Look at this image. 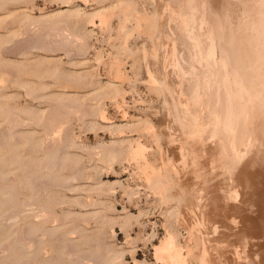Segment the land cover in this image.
Instances as JSON below:
<instances>
[{"label":"rangeland","instance_id":"obj_1","mask_svg":"<svg viewBox=\"0 0 264 264\" xmlns=\"http://www.w3.org/2000/svg\"><path fill=\"white\" fill-rule=\"evenodd\" d=\"M68 1L0 0V264H264V0Z\"/></svg>","mask_w":264,"mask_h":264},{"label":"bare ground","instance_id":"obj_2","mask_svg":"<svg viewBox=\"0 0 264 264\" xmlns=\"http://www.w3.org/2000/svg\"><path fill=\"white\" fill-rule=\"evenodd\" d=\"M67 1H68V0H67ZM69 1H70V0H69ZM69 1H68V2H69ZM180 2H181V1H180ZM259 2H261V1H259ZM246 3H247V2H246ZM207 4H208V3H207ZM185 5H186V4H185ZM198 5H199V4H198ZM246 5H247V4H246ZM186 6H187V5H186ZM204 6H205V5H204ZM66 7H67V5H66ZM103 8H104V7H100V8L95 9V10L93 11L92 15H96V14L98 15V14H99L100 16H102ZM168 8H169V6H168ZM170 8H171V7H170ZM207 8H208V7H207ZM260 8H261V7H260ZM180 9H181V8H180ZM188 9H189V8H188ZM197 9H198V8H197ZM204 10H205V9H204ZM246 10H247V9H246ZM72 11H78V8H77V9H73V7L68 6V8H66V9H65V8L60 9L59 13L72 12ZM201 11H202V10H201ZM174 12H175V11H174ZM185 12H186V11H185ZM190 12H191V11H190ZM190 12H189V13H190ZM207 12H208V11H207ZM209 13H210V12H209ZM198 14H199V13H198ZM182 15H183V14H182ZM187 15H189V14H187ZM193 15H194V14H193ZM189 16H190V15H189ZM191 16H192V15H191ZM208 16H209V15H208ZM192 17H193V16H192ZM194 17H195V16H194ZM241 17H242V16H241ZM71 18H72V17H71ZM173 18H174V17H173ZM185 18H187V17H185ZM197 18H198V16H197ZM46 19H47V18H46ZM182 19H183V17H182ZM182 19H181V20H182ZM191 19H192V18H191ZM193 19H194V18H193ZM241 19H243V18H241ZM246 19H247V18H246ZM184 20H185V19H184ZM172 21H173V20H172ZM182 21H183V20H182ZM225 21H226V20H225ZM225 21H224V22H225ZM185 22H186V21H185ZM185 22H184V23H185ZM187 22H188V20H187ZM190 22H191V21H190ZM202 22H203V21H202ZM219 22H221V21L219 20ZM191 23H192V22H191ZM194 23H195V22H194ZM226 23H227V22H226ZM259 23H260V22H259ZM181 24H182V23H181ZM186 24H188V23H186ZM186 24H185L184 26H186ZM219 24H220V23H219ZM224 24H225V23H224ZM224 24H223V25H224ZM245 24H246V23H245ZM245 24H244V25H245ZM253 24H254V22H253ZM256 24H257V23H256ZM190 25H193V24H190ZM202 25H204V24H202ZM240 25H241V24H240ZM181 26H182V25H181ZM187 26H188V25H187ZM199 26H200V25H199ZM260 26H261V25H260ZM189 27L192 28V26H189ZM193 27H194V25H193ZM219 27H220V26H219ZM258 27H259V26H258ZM197 28H198V27H197ZM215 28H216V27H215ZM245 28H246V27H245ZM248 28H249V27H248ZM178 29H179V28H178ZM188 29H189V28H188ZM202 29H203V28H202ZM256 29H257V28H256ZM258 29H259V28H258ZM261 29H262V28H261ZM263 29H264V28H263ZM186 30H187V29H186ZM203 30H204V29H203ZM210 30H211V29H210ZM249 30H250V29H249ZM190 31H191V30H189V32H190ZM193 31H194V30H193ZM244 31H245V30H244ZM257 31H258V30H257ZM198 32H199V31H198ZM203 32H205V31H203ZM248 32H249V31H248ZM261 32H262V31H261ZM72 33H73V32H72ZM74 33H75V32H74ZM219 33H220V32H219ZM240 33H241V32H240ZM184 34H185V33H184ZM187 34H188V33H187ZM197 34H198V33H197ZM228 34H229V33H228ZM247 34H248V33H247ZM261 34H262V33H261ZM192 35H193V34H192ZM204 35H205V34H204ZM184 36H185V35H184ZM198 36H199V35H198ZM208 36H209V35H208ZM229 36H230V35H229ZM248 36H249V35H248ZM248 36H247V37H248ZM252 36H253V35H252ZM245 37H246V35H245ZM83 38H84V36H83ZM83 38H82V39H83ZM193 38H194V37H193ZM261 38H262V36H261ZM220 39H221V38H220ZM220 39H218V41H220ZM244 39H245V38H244ZM249 39H250V38H249ZM249 39H248V40H249ZM263 39H264V38H263ZM196 40H197V39H196ZM196 40H195V41H196ZM216 40H217V39H216ZM259 40H260V39H259ZM246 41H247V40H246ZM172 42H173V41H172ZM209 42H210V40H209ZM221 42H223V41L221 40ZM254 42H255V41H254ZM261 42H262V41H261ZM261 42H260V43H261ZM85 43H86V42H85ZM212 43H213V42H212ZM227 43H228V42H227ZM251 43H253V41H252ZM186 44H187V43H186ZM194 45H195V44H194ZM208 45H209V44H208ZM245 45H246V44H245ZM212 46H213V45H212ZM220 46H222V45L220 44ZM203 47H204V46H203ZM258 47H259V46H258ZM260 47H261V46H260ZM260 47H259V48H260ZM262 47H263V46H262ZM207 48H208V47H207ZM213 48H214V47H213ZM256 48H257V47H256ZM215 49H216V48H215ZM261 49H263V48H261ZM194 50H195V49H194ZM219 50H220V49H219ZM219 50H218V52H221V51H222V50H220V51H219ZM225 50H226V49H225ZM165 51H166V50H165ZM257 51H258V50H257ZM181 52H182V51H181ZM207 52H208V51H207ZM223 52H224V51H223ZM260 52H261V51H260ZM165 53H166V52H165ZM234 53H235V52H234ZM170 54H171V53H170ZM200 54H201V53H200ZM213 54H214V53H213ZM215 54H217V53H215ZM220 54H221V53H220ZM225 54H226V53H225ZM256 54H258V53L256 52ZM214 56H215V55H214ZM220 56H221V55H220ZM261 56H262V55H261ZM263 56H264V55H263ZM176 57H177V56H176ZM198 57H199V56H198ZM205 57H206V56H205ZM215 57H216V56H215ZM224 57H226V59H227V56H226V55H225ZM224 57H223V58H224ZM238 57H239V56H238ZM250 58H251V57H250ZM258 58H259V57H258ZM202 59H203V58H202ZM224 59H225V58H224ZM242 59H243V58H242ZM259 59H261V58H259ZM213 60H214V59H213ZM240 60H241V59H240ZM173 61H174V60H173ZM223 61H224V60H223ZM228 61H229V60H228ZM261 61H262V60H261ZM263 61H264V60H263ZM208 62H209V61H208ZM213 62H214V61H213ZM218 62H219V61H218ZM220 62H221V61H220ZM256 62H258V61H256ZM177 63H178V62H177ZM224 63H225V62H224ZM211 64H212V63H211ZM211 64H210V65H211ZM226 64H227V63H226ZM254 64H255V62H254ZM257 64H258V63H257ZM227 66H228V65H227ZM229 66H230V65H229ZM249 66H250V65H249ZM254 66H255V65H254ZM260 66H261V65H260ZM210 67H211V66H210ZM257 67H258V66H257ZM180 68H181V67H180ZM205 68H206V67H205ZM223 68H224V67H223ZM227 68H228V67H227ZM227 68H226V69H227ZM255 68H256V67H255ZM1 69H2V68H1ZM217 69H219V67H218ZM226 69H225V70H226ZM243 69H244V68H243ZM187 70H188V69H187ZM230 70H231V69H230ZM181 71H182V70H181ZM206 71H207V70H206ZM215 71H216V70H215ZM232 71H233V70H232ZM232 71H231V72H232ZM249 71H250V70H249ZM182 72H183V71H182ZM197 72H198V71H197ZM228 72H229V71H228ZM228 72H227V73H228ZM235 72H236V71H235ZM251 72H252V71H251ZM201 73H202V72H201ZM222 73H223V72H222ZM227 73H226V75H227ZM232 73H234V72H232ZM238 73H239V72H238ZM248 73H249V72H248ZM242 74H243V73H242ZM186 75H187V74H186ZM228 75H229V73H228ZM239 75L241 76V74H239ZM150 76H151V75H150ZM188 76H189V75H188ZM219 76H220V75H219ZM233 76H234V74H233ZM225 77H226V76H225ZM215 78H216V77H215ZM227 78H228V77H227ZM234 78H235V77H234ZM238 78H239V77H238ZM252 78H253V77H252ZM252 78H251V80H252ZM254 78H255V77H254ZM258 78H259V77H258ZM239 79L241 80V78H239ZM249 79H250V78H249ZM255 79H256V78H255ZM153 80H154V79H153ZM155 80H156V79H155ZM229 80H230V79H228V81H229ZM236 80H237V79H236ZM257 80H258V79H257ZM242 81H243V80H242ZM263 81H264V80H263ZM248 82H249V81H248ZM252 82H253V81H252ZM255 82H256V81H255ZM188 84H189V83H188ZM202 84H203V83H202ZM243 84H245V83L243 82ZM247 84H248V83H247ZM252 84H253V83H252ZM181 85H182V84H181ZM240 85H241V83H240ZM116 86H117V85H114V87H116ZM225 86H226V85H225ZM228 86H229V85H228ZM231 86H233V85H231ZM234 86H235V84H234ZM247 86H248V85H247ZM250 86H251V82H250ZM258 86H259V85H258ZM199 87H200V86H199ZM235 87H236V86H235ZM248 87H249V86H248ZM261 87H262V86H261ZM261 87H260V88H261ZM196 88H197V87H196ZM238 88H240V87L238 86ZM252 88H254V87H252ZM256 88H257V87H256ZM260 88H259V89H260ZM190 89H191V88H190ZM254 89H255V88H254ZM262 89H264V88H262ZM224 90H225V89H224ZM238 90H239V89H238ZM251 90H252V89H251ZM257 90H258V89H257ZM260 90H261V89H260ZM197 91H198V90H197ZM219 91H220V90H219ZM225 91H226V93H227V90H225ZM236 92H237V91H236ZM238 92H239V91H238ZM244 92H245V91H244ZM255 92H256V91H255ZM255 92H254V93H255ZM194 93H195V92H194ZM226 93H225V95H224L225 97H226V95H227ZM246 93H247V92H246ZM249 93H250V92H249ZM260 93H261V92H260ZM197 94H198V93H197ZM199 94H200V93H199ZM244 94H245V93H244ZM250 94H252V93H250ZM255 94H256V93H255ZM255 94H254V95H255ZM195 95H196V94H195ZM245 95H246V94H245ZM260 95H261V94H260ZM260 95H258V96H260ZM193 96H194V95H193ZM196 96H197V95H196ZM203 96H204V95H203ZM255 96L258 97L257 95H255ZM263 96H264V95H263ZM263 96H262V97H263ZM246 97H247V96H246ZM196 98H197V97H196ZM237 98H238V97H237ZM237 98H235V101H238V102H239V99L237 100ZM219 99H220V98H219ZM241 99H242V98H241ZM245 99H246V98H245ZM248 99H249V98H248ZM248 99L246 100V102L248 101ZM259 99H260V98H259ZM261 99H262V98H261ZM179 100H180V99H179ZM224 100H226V99H224ZM251 100H252V99H251ZM257 100H258V99H257ZM262 100H263V99H262ZM207 101H208V100H207ZM232 101H233V100H232ZM259 101H260V100H259ZM177 102H178V101H177ZM195 102H196V101H195ZM238 102H235V104L237 105ZM243 102H245V101L243 100ZM243 102H242V103H243ZM197 103H198V102H197ZM205 103H206V102H205ZM224 103H225V102H224ZM226 103H228V102H226ZM229 103H230V102H229ZM249 103H250V102H249ZM232 104H233V103H232ZM235 104H234V105H235ZM258 104H260V103H258ZM225 105H226V104H225ZM225 105H224V108H225ZM245 105H246V104H245ZM252 106H253V104H252ZM254 106H255V105H254ZM259 106H261V105H259ZM68 107H69V106H68ZM226 107H227V106H226ZM232 107H233V105L231 106V109H234V108H232ZM235 107L238 108V106H235ZM237 108H236V109H237ZM248 108H249V106H248ZM257 108H258V107H257ZM1 109H2V108H1ZM218 109H219V108H218ZM225 109H226V108H225ZM227 109H228V108H227ZM227 109H226V110H227ZM236 109H235V110H236ZM259 109H260V108H259ZM263 109H264V108H263ZM240 110H241V109H239V111H240ZM242 110H243V109H242ZM245 110H246V109H245ZM248 110H250V109H247V111H245V113H247ZM9 111H11V110L9 109L8 112H9ZM206 111H208V110H206ZM212 111H213V110H212ZM219 111H220V110H219ZM228 111H229V110H228ZM188 112H189V111H188ZM220 112H221V111H220ZM225 112H226V111H225ZM3 113H4V111H3ZM16 113H18V112H16ZM192 113H193V112H192ZM208 113H209V112H208ZM213 113H214V112H213ZM227 113H228V112H227ZM239 113H240V112H239ZM239 113H238V115H239ZM10 114H11V113H10ZM19 114H20V113H19ZM223 114H224V113H223ZM223 114H221V115H223ZM242 114H243V113H242ZM182 115H183V114H182ZM186 115H187V114H186ZM192 115H193V114H192ZM215 115H216V113H215ZM13 116H14V115H13ZM189 116H190V115H189ZM208 116H209V115H208ZM229 116H230V114H229ZM6 117H7V116H6ZM9 117H10V115H9ZM17 117H18V116H16V118H14V119H17ZM212 117H214V115H213ZM231 117H232V116H231ZM240 117H241V116H240ZM7 118H8V117H7ZM20 118H21V117H20ZM23 118H24V116H23ZM183 118H184V117H183ZM233 118H234V117H233ZM12 119H13V117H12ZM14 119H13V120H14ZM26 119H27V118H26ZM59 119H60V118H59ZM189 119H190V118H189ZM215 119H216V118H215ZM222 119H224V118H222ZM225 119H226V117H225ZM230 119H231V118H230ZM240 119H241V118H240ZM240 119H239V120H240ZM7 120H8V119H7ZM10 120H11V119H10ZM191 120H192V119H191ZM193 120H194V119H193ZM8 121H9V120H8ZM24 121H25V120H24ZM24 121H23V123H24ZM201 121H202V120H201ZM215 121H216V120H215ZM15 122H16V121H15ZM59 122H60V121H59ZM181 122H182V121H181ZM187 122H188V121H187ZM196 122H197V121H196ZM213 122H214V121H213ZM230 122H231V121H230ZM10 123H12V122L10 121ZM190 123H191V122H190ZM194 123H195V122H194ZM224 123H225V122H224ZM18 124H19V123H18ZM113 124H114V123H113ZM214 124H215V123H214ZM214 124H213V125H214ZM220 124H221V123H220ZM238 124H239V123H238ZM13 125H14V124H13ZM137 125H138V124H137ZM143 125H144V124H143ZM146 125H147V123H146ZM216 125H217V124H215V126H214V129H215V130H216ZM225 125H226V124H225ZM241 125H242V123H241ZM58 126H59V125H58ZM192 126H193V125H192ZM198 126H199V125H198ZM218 126H219V125H218ZM220 126H221V125H220ZM222 126H223V125H222ZM14 127H15V126H14ZM14 127H13V128H14ZM17 127H18V126H17ZM19 127H20V126H19ZM203 127H204V126H203ZM212 127H213V126H212ZM54 128H55V127H54ZM192 128H193V127H192ZM194 128H195V127H194ZM197 128H198V127H197ZM218 128H219V127H217V130H218ZM224 128H225V127H224ZM237 128H238V127H237ZM242 128H244V127H242ZM247 128H248V127H247ZM220 129H221V128H220ZM240 129H241V128H240ZM13 130H14V129H13ZM223 130H224V129H223ZM9 131H10V130H9ZM120 131H121V130H120ZM204 131H206V130H204ZM245 131H246V128H245ZM245 131H244V132H245ZM11 132H13V131H11ZM220 132H221V131H220ZM225 132H226V130H225ZM225 132H224V133H225ZM238 132H239V131H238ZM238 132H237V133H238ZM214 133H215V132H214ZM216 133H217V132H216ZM216 133H215V135H216ZM224 133H222V135H224ZM241 133H242V132H241ZM217 134H219V133H217ZM3 135H4V134H3ZM228 135H229V134H228ZM11 136L14 137V135H11ZM224 136H226V133H225ZM227 137H228V136H226V138H227ZM132 138H133V137H132ZM223 138H224V137H223ZM55 139H56V138H55ZM11 140H12V139H11ZM128 140H129V139H128ZM0 141H1V140H0ZM129 141H130V140H129ZM226 141H227V140H226ZM53 142H54V141H53ZM227 142H228V141H227ZM1 143H2V142H1ZM1 143H0V144H1ZM57 143H58V142H57ZM62 143H63V142H62ZM71 143H72V142H71ZM133 143H134V142H133ZM197 143H198V142H197ZM225 143H226V142L223 143V146H224ZM58 144H60V143H58ZM63 144H64V143H63ZM228 145H229V143H228ZM52 146H54V145H52ZM62 146H63V145H62ZM62 146H61V147H62ZM130 146H131V145H130ZM229 146H230V145H229ZM44 147H45V146H44ZM56 147H57V146H55V148H56ZM224 147H227V146H224ZM58 148H59V147H58ZM52 149H53V148H52ZM52 149L49 151V152H51V154L54 153V152L52 153ZM132 149H133V148H132ZM222 149H223V148H222ZM230 149H231V148H230ZM230 149H227V150H229V152H230ZM53 150H55V149H53ZM56 150H57V148H56ZM224 150H225V149H224ZM44 151H45V150H44ZM58 151L60 152V150H58ZM61 151H62V150H61ZM114 151H115V150H114ZM246 151H247V150H246ZM49 152H48V153H49ZM110 152H111V151H110ZM137 153H138V152H137ZM227 153H228V152H227ZM230 153H231V152H230ZM49 154H50V153H49ZM51 154H50V155H51ZM111 154H113V153H111ZM114 154H115V153H114ZM46 155H47V154H46ZM57 155H58V154H56V156H57ZM230 155H231V154H230ZM53 156H54V155H53ZM228 156H229V155H228ZM46 157L48 158V156H46ZM54 157H55V156H54ZM230 157H231V156H229V158H230ZM49 158L52 159V156L49 157ZM55 158H56V157H55ZM55 158H53V159H55ZM57 158H58V157H57ZM57 158H56V159H57ZM119 158H120V157H119ZM5 159H6V158H5ZM51 159H48V160H51ZM48 160H47V161H48ZM47 161H46V162H47ZM53 161H54V160H53ZM58 161H59V160H58ZM110 161H111V160H110ZM54 162H55V161H54ZM228 162H229V161H228ZM262 162H263V161H262ZM42 163H43V162H42ZM44 163H45V161H44ZM47 163H48V162H47ZM49 163H50V161H49ZM55 163H57V162H55ZM55 163H54V164H55ZM45 164H46V163H45ZM57 164H58V163H57ZM48 165H50V164H48ZM43 166H44V165H43ZM43 166H42V167H43ZM50 166H51V165H50ZM40 167H41V166H40ZM40 167H39V168H40ZM44 167H45V166H44ZM49 168H50V167H49ZM66 168H68V166H66ZM52 169H53V168H52ZM52 169H51V170H52ZM40 170H41V169H40ZM42 170H43V169H42ZM53 170H54V169H53ZM48 171H49V169H48ZM27 172H28V171H27ZM19 173H20V172H19ZM34 174H35V173H34ZM164 175H165V174H164ZM76 176H77V175H76ZM10 177H11V176H10ZM5 178H6V177H5ZM35 178H36V177H35ZM69 178H70V177H69ZM71 178H72V177H71ZM75 178H76V177H75ZM7 179H8V178H7ZM31 179H33V178H31ZM76 179H77V178H76ZM158 179H160V178H158ZM161 179H162V178H161ZM8 180H10V179H8ZM8 180H6V181H8ZM65 180H66V179H65ZM68 180H69V179L67 178V181H68ZM78 180H79V179H78ZM167 180H168V179H167ZM1 181H3L2 178H1ZM1 181H0V187H3V184H4V186H5V185L7 186V184L4 183V182H5V179H4V182H1ZM14 181H15V180H14ZM28 181H29V180H28ZM28 181H27V182H28ZM32 181L35 182L36 180L34 179V180H32ZM42 181H44V180H42ZM70 181H71V180H70ZM155 181H156V180H155ZM161 181H163V179H162ZM11 182H12V181H11ZM157 182H158V181H157ZM166 182H167V181H166ZM169 182H170V181H169ZM2 183H3V184H2ZM28 183H29V182H28ZM32 183H33V182H32ZM32 183H31V181H30V184H32ZM37 183H38V182L36 181V183H35L36 186H38ZM45 183H46V182H45ZM65 183H66V181H65ZM70 183H71V182H70ZM154 183H155V182H154ZM15 184H16V183H15ZM38 184H40V182H39ZM46 184H47V183H46ZM48 184H49V183H48ZM161 184H162V182H161ZM161 184H159V186H160ZM28 185H29V184H28ZM49 185H50V184H49ZM97 185H98V184H97ZM157 185H158V184H157ZM8 186H9V185H8ZM32 186H33L32 191L34 190V192H32L33 195H29V196H31V197H30V199H27V200L25 201L26 203H25L24 205H27V206H28L29 203L32 202V204H33V202H35V201L37 202V201H39V199L42 198V196H41V198H40V196H39V193H40L39 190H40V189H39V190H38V189H35V188H34V186H35L34 184H32V185L30 186V188H31ZM36 186H35V187H36ZM39 186H40V185H39ZM39 186H38V187H39ZM63 186L65 187V185H63ZM67 186H68V185H67ZM70 186H71V185H70ZM162 186H163V185H162ZM162 186H161V187H162ZM165 186H166V185H165ZM11 187H12V186H11ZM3 188H4V187H3ZM3 188H0V192H1V190H2ZM5 188H6V187H5ZM5 188H4V189H5ZM159 188H160V187H159ZM12 190H13V189H12ZM70 190H71V189H70ZM81 191H82V190H81ZM167 191H168V190H167ZM236 192H237V190H236ZM8 193H9V192H8ZM13 193L15 194L14 191H13ZM17 193H18V192H17ZM17 193H16V194H17ZM10 194H11V196L14 195V194H12V192H10ZM10 194H9V195H10ZM16 194H15V195H16ZM49 194H51V193H49ZM53 194H54V193H53ZM236 194H237V193H236ZM236 194H235V195H236ZM5 195H7V194H5ZM19 195H20V194H19ZM46 196H47V195H46ZM48 196H49V195H48ZM65 196H66V195H65ZM237 196H238V195H237ZM14 197H15V196H14ZM14 197L12 196V198H14ZM50 197H51V196H50ZM52 197H53V196H52ZM4 198H5V197H4ZM236 198H238V197H236ZM16 199H17V198H16ZM74 199H75V198H74ZM16 201H17V200H16ZM40 201H41V200H40ZM42 201H43V200H42ZM68 201H69V200H68ZM36 202H35V204H38V203H36ZM52 202H53V201H52ZM76 202H77V201H76ZM78 202H79V201H78ZM78 202H77V203H78ZM23 203H24V202H23ZM23 203H22V204H23ZM77 203H76V204H77ZM40 204H41V203H39V205H40ZM47 204H48V203H47ZM45 205H46V203H45ZM45 205H44V206H45ZM61 205H62V204H61ZM41 206H42V205H41ZM41 206H40V207H41ZM7 207H8V205H7ZM23 207H25V206H23ZM28 207H29V206H28ZM43 209H44V208H43ZM34 210H35V209H34ZM29 211H30V209H29ZM31 211H33V210H31ZM46 211H47V210H46ZM48 212H49V211H48ZM28 213H29V212H28ZM35 213H36V212H35ZM22 214H24V213H22ZM30 214H31V213H30ZM33 214H34V212H33ZM51 214H52V213H51ZM91 214H92V213H91ZM42 215H45V213H43ZM49 215H50V214H49ZM4 216H6V215L4 214ZM18 216H19V215H18ZM28 216H29V214H28ZM37 216H38V215H37ZM39 216H40V215H39ZM39 216H38V217H39ZM47 216H48V214H47ZM58 216H59V215H58ZM126 216H127V215H126ZM44 217L47 218L46 215H45ZM59 217H61V216H59ZM127 217H128V216H127ZM14 218H15V217H14ZM36 218H37V217H36ZM41 218H42V217H41ZM48 218H49L50 220L52 219V217L50 218L49 216H48ZM48 218H47L46 220H48ZM71 218H72V217H71ZM128 218H129V217H128ZM128 218H126V221H127ZM60 219H61V218H60ZM73 219H74V218H73ZM124 219H125V218H124ZM129 219H131V217H130ZM38 220H39V219H38ZM52 220H53V219H52ZM57 221H58V217H57ZM84 221H85V220H84ZM126 221H125V223H126ZM15 222H16V221H15ZM39 222H40V221H39ZM43 222H44V221H43ZM46 222H47V221H46ZM105 222H106V221H105ZM128 222H129V221H128ZM18 223H19V222H18ZM18 223H17V225H18ZM40 223H41V222H40ZM49 224H50V222H49ZM126 224H127V223H126ZM17 225H16V226H17ZM44 225H46V224H44ZM124 225H125V224H124ZM2 226H3V225H2ZM58 226H60V225H58ZM5 227H6V226H5ZM17 227H18V226H17ZM69 227H70V226H69ZM69 227H68V228H69ZM24 228H25V227H24ZM26 228H27V227H26ZM75 228L78 229L79 227H75ZM13 229H14V228H12V230H13ZM37 229H38V228H37ZM37 229L32 228V230L30 231L31 234H32V236H31V237H32V239H31L32 241H30L29 243L26 242L27 245H28V244L30 245V243H33V244H36V245H37L39 242L42 243V244H43V243L45 244L44 241L41 242L42 238H39V235H38V233L36 232ZM54 229H55V228H54ZM12 230H11V231H12ZM25 230H26V229H25ZM27 230H30V228L27 229ZM47 230H48V229H47ZM51 230H52V228H51ZM65 230H66V229H64V232L66 233ZM75 230H76V229H75ZM13 231H14V230H13ZM15 231H16V230H15ZM23 231H24V230H23ZM41 231H42V230H41ZM52 231H53V230H52ZM67 231H68V229H67ZM72 231H73V229L71 230V233H72ZM30 232H29V233H30ZM73 232H74V231H73ZM75 232H76V231H75ZM77 232H78V230H77ZM77 232H76V233H77ZM79 232H80V230H79ZM81 232H82V231H81ZM81 232H80V233H81ZM83 232H84V231H83ZM83 232H82V234H83ZM27 233H28V232H27ZM48 233H49V232H48ZM57 233H58V232H57ZM67 233H68V232H67ZM170 233H171V232H170ZM172 233H173V232H172ZM14 234H16V233H14ZM17 234H18V231H17ZM36 234H37V235H36ZM39 234H40V233H39ZM173 234H174V233H173ZM19 235H20V233H19ZM33 235H35V236H33ZM45 235H46V234H45ZM68 235H69V234H68ZM70 235H71V234H70ZM78 235H79V234H78ZM12 236H13V235H12ZM24 236H25V235H24ZM29 236H30V235H29ZM37 236H38V237H37ZM43 236H44V235H43ZM169 236H170V235H169ZM172 236H173V235H172ZM26 237H27V236H26ZM64 237H67V236H64ZM166 237H167V236H166ZM173 237H175V235H174ZM19 238H20V237H19ZM37 238H39V239H37ZM59 238H60V237H59ZM62 238H63V237H62ZM81 238H82V237H81ZM83 238H85V237H83ZM83 238H82V239H83ZM168 238H169V239H167V238L164 239V241H165V240H166V241H165L164 243L162 242V243H163L162 246L159 247V248H157L156 251H157V252L160 251V253H159L160 255H161V251H162V253L165 251V253H167V254H166V257L164 256V257H162V258H164V259L167 258V259H168V260H167L168 263H172V264H173V263H174V264H183V261H184L186 258L184 259L185 256L182 254V251H181L182 248L180 247V245H179V243H178L179 241L177 242V241H176L177 239L175 240L176 237H175V238H171V236H170V237H168ZM170 238H171V239H170ZM9 239H10V238H9ZM26 239H27V238H26ZM40 239H41V240H40ZM43 239H44V237H43ZM65 239H66V238H64L63 240H65ZM67 239L69 240V238H67ZM67 239H66V240H67ZM72 239H73V238H72ZM173 239H174V240H173ZM12 240H13V239H12ZM29 240H30V239H29ZM56 240H57V239H56ZM60 240H61V239H60ZM66 240H65V241H66ZM75 240H76V239H75ZM27 241H28V240H27ZM33 241H35V243H34ZM65 241H64V242H65ZM14 242H15V241H14ZM21 242H22V241H21ZM64 242H63V243H64ZM66 242H69V241H66ZM71 242L74 243L75 241H71ZM26 243H25V244H26ZM40 243H39V244H40ZM75 243H77V241H76ZM2 244H3V243H2ZM5 244H6V242H5ZM33 244H32V245H33ZM66 244H67V245H70V242H69V243H66ZM177 244H178V245H177ZM6 245H7V244H6ZM46 245H47V244H46ZM76 245H77V244H76ZM76 245L74 244V245H72V246H76ZM79 245H80V244H79ZM79 245H77V246H79ZM3 246H4V245H3ZM17 246H18V245H17ZM24 246H25V245H23V248H24ZM53 246H54V245H53ZM159 246H160V245H159ZM7 247H8V246H7ZM33 247H34V246H33ZM55 247H56V246H55ZM66 247H67V246H66ZM80 247H81V246H80ZM156 247H158V246H156ZM0 248H1V247H0ZM10 248H11V247H10ZM23 248H22V249H23ZM180 248H181V249H180ZM25 249H26V247H25ZM25 249H24V250H25ZM31 249H32V248H31ZM34 249H35V248H34ZM51 249H52V248H51ZM55 249H56V248H55ZM7 250H8V249H7ZM17 250H18V249H17ZM32 250H33V249H32ZM64 250H65V249H64ZM64 250H63V251H64ZM82 250H83V249H82ZM82 250H81V251H82ZM1 251H2V250H1ZM25 251H27V250H25ZM29 251H30V249H29ZM34 251H35V250H34ZM51 251H53V250H51ZM60 251H61V250H59V252H60ZM76 251H77V250H76ZM30 252H32V251H30ZM30 252H29V253H30ZM56 252H57V250H56ZM70 252H71V250H70ZM72 252H73V251H72ZM79 252H80V249H79V251H78L77 253H79ZM1 253H2V252H1ZM26 253H27V252H26ZM39 253H40V252H39ZM60 253H61V252H60ZM63 253L66 254V252H62V256H63ZM75 253H76V252H75ZM82 253H84V252H82ZM32 254L34 255L35 253L32 252L31 255H32ZM67 254H69V253H67ZM72 254H73V253H72ZM93 254H94V253H93ZM36 255H37V254H36ZM60 255H61V254H60ZM69 255H70V254H69ZM77 255H78V254H77ZM77 255H75V256H77ZM79 255H80V254H79ZM79 255H78V257H77L78 259L81 257V256H79ZM81 255L83 256L84 254H81ZM37 256H38V255H37ZM37 256H36V257H37ZM39 256H40V255H39ZM62 256H61V257H62ZM70 256H71V255H70ZM85 256H86V255H85ZM87 256L89 257V256H91V254H89V255H87ZM87 256H86V257H87ZM27 257H28V256H26V258H27ZM29 257H31V256H29ZM29 257H28V258H29ZM34 257H35V255H34ZM63 257H64V256H63ZM114 257H115V256H112L113 259H115ZM28 258H27L26 260L29 261ZM32 258H33V257H31L30 259H32ZM75 258H76V257H75ZM75 258H74V259H75ZM77 258H76V260H77ZM81 258H82V257H81ZM89 258H92V256L89 257ZM83 259H84V260H85V259L87 260V258H85V257H83ZM83 259H82V260H83ZM121 259H122V258H121ZM22 260H23V259H22ZM22 260H21V261H22ZM76 260H75V261H76ZM82 260L80 261V259H79L78 263H80V262L82 263V262H83ZM96 260H97V259H96ZM109 260H112V259L109 257L106 261H109ZM115 260H116V259H115ZM118 260H119V259H118ZM88 261H89V260H88ZM92 261H93V260H92ZM92 261H91V262H92ZM94 261H95V260H94ZM113 261H114V260H113ZM113 261H112V262H113ZM22 262H23V261H22ZM47 262H49V260H48ZM61 262H62V261H61ZM73 262H74V261H73ZM85 262H86V261H84V263H85ZM100 262H105V261H100ZM116 262H117V261H116ZM184 262H185V261H184ZM203 262H204V261H203ZM0 263H1V262H0ZM39 263H41V262H39ZM42 263H43V262H42ZM54 263H55V262H54ZM54 263H53V264H54ZM93 263H94V262H93ZM93 263H88V262H86L85 264H93ZM95 263H96V262H95ZM110 263H111V262H110ZM142 263H143V262H142ZM45 264H48V263L45 262ZM50 264H51V263H50ZM55 264H56V263H55ZM82 264H83V263H82ZM96 264H97V263H96ZM107 264H108V263H107ZM184 264H185V263H184Z\"/></svg>","mask_w":264,"mask_h":264}]
</instances>
